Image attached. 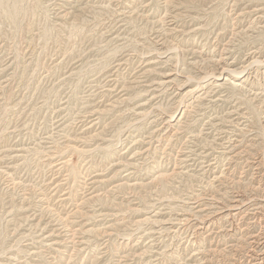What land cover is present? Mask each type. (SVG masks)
<instances>
[{"label":"rangeland","instance_id":"1","mask_svg":"<svg viewBox=\"0 0 264 264\" xmlns=\"http://www.w3.org/2000/svg\"><path fill=\"white\" fill-rule=\"evenodd\" d=\"M0 264H264V0H0Z\"/></svg>","mask_w":264,"mask_h":264}]
</instances>
